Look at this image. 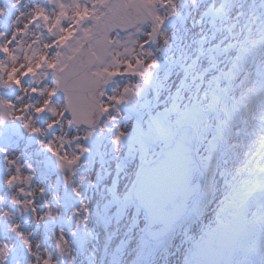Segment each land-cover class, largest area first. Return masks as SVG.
<instances>
[{
  "label": "rangeland",
  "instance_id": "1",
  "mask_svg": "<svg viewBox=\"0 0 264 264\" xmlns=\"http://www.w3.org/2000/svg\"><path fill=\"white\" fill-rule=\"evenodd\" d=\"M107 1L0 0V83L18 84L12 95L0 89V104L10 107L12 126L11 138L0 145V264H56V256L63 255L65 262L67 252L73 264H136L144 249L140 236L145 219L130 199V187L138 167L155 159L181 125L196 132L201 169L207 161L213 164L205 182L206 197L199 196L198 217L190 212L180 233L167 245L155 247L146 264H187L186 251L207 234L216 235L226 247L224 264H264V193H253L264 169V91L236 112L231 100L259 80L249 69L253 64L264 68V45L248 57L247 71L240 69L234 81L229 80L237 53L255 34L264 33V0H190L188 10L186 0H144L150 10L142 30L156 32L159 21L174 14L179 15V29H171L167 21L157 31L160 38L144 34L134 41L127 36L115 42L108 52L112 61L105 63L104 46L112 44L111 31L108 41L100 43V65L107 67L101 72L135 74L105 95L101 103L106 119L96 130L76 131L63 115L62 100H52L55 71L94 31L105 34L116 27L115 19L122 15L106 9ZM139 84L143 94L138 93ZM130 88L137 96L135 104L126 94ZM227 93L231 98L224 107L218 113L212 109L205 120L194 109L198 102L207 106L209 96ZM138 105L143 112H137ZM147 119L158 131L160 145L146 133ZM204 121L208 133H203ZM34 131L39 134L30 141ZM91 143L99 146L95 164L88 167ZM60 146V157L44 164L45 150L56 152ZM48 166L53 173L43 177ZM101 167L105 174L99 173ZM85 176L88 186L83 184ZM67 186L78 193L81 187L85 243L75 224L77 208L61 209ZM24 202L30 204L26 210ZM58 215L64 225H59ZM8 241L26 245V254L7 261Z\"/></svg>",
  "mask_w": 264,
  "mask_h": 264
},
{
  "label": "water",
  "instance_id": "2",
  "mask_svg": "<svg viewBox=\"0 0 264 264\" xmlns=\"http://www.w3.org/2000/svg\"><path fill=\"white\" fill-rule=\"evenodd\" d=\"M95 61L88 44H84L60 71L57 94L64 101L65 115L76 128L90 129L102 117L99 90L110 85L112 77L102 84V78L92 73ZM139 88L142 92V86ZM1 90L13 94L17 85L3 82ZM8 118L9 108L0 105L3 134L10 133ZM146 131L158 145L159 134L150 120L146 122ZM196 139V132L190 125L179 126L170 144L162 146L158 156L141 164L135 174L130 197L144 214L142 235L149 242L163 240L183 220L202 192L205 173L196 158ZM45 158L52 160L53 156L46 154ZM101 173L105 174V170L101 169ZM226 256L227 251L217 242L216 236L207 234L201 235L187 250L185 261L188 264H224Z\"/></svg>",
  "mask_w": 264,
  "mask_h": 264
},
{
  "label": "trees",
  "instance_id": "3",
  "mask_svg": "<svg viewBox=\"0 0 264 264\" xmlns=\"http://www.w3.org/2000/svg\"><path fill=\"white\" fill-rule=\"evenodd\" d=\"M229 33H230V29H227L226 36L230 35ZM253 38H254L253 41L250 40L247 43H245V45L242 47V49H240V51L237 53V56L235 57V59L232 60V64L229 66V71H230L231 75L233 74V76H231L229 79L231 82L234 81V74H236L240 69H244L247 71V69L249 67L247 65V62H246L247 56L249 53L248 51H250V49H252V50L255 49L257 46L259 47V46L264 45V33H258L257 35L255 34V36H253ZM254 43H257V45L253 46V48H252L251 45ZM240 60H243V62H240ZM249 71L252 72L255 76H257L259 80L256 83H254V86H252L248 91H244V94L236 95V97H234V98H231L230 93L225 94L224 97L209 96V98L207 99L208 104H207V106H204V107H208L211 109H202L204 107H202L200 102H198V104H196L194 109L199 111L200 113H202L201 115H204V120H205V117L209 114H212L213 110L216 113H218L219 109L224 107L225 101L228 100L229 98H231V100L235 106L234 110H237L239 108V105L241 103H243L250 96V93L256 92V90L258 89V84H260V82H261V84L262 83L264 84V68L263 67H261L260 65H257V64H253L251 66V68L249 69ZM222 112H225V111L222 109ZM199 120L202 121V119H199ZM203 129H204L203 133L209 132L208 131L209 126L207 125V123L205 121H204ZM223 130H221V132ZM253 190L255 192L258 191L261 194L264 193V169H262V175L260 177V180L257 183L256 187H254ZM77 194H78L77 190L72 189L71 191H68V186H67L65 189V192L61 198V200H62L61 209L62 208L68 209V207H67L68 206L67 204H69L68 202H71L72 204H74L73 206H76L75 198H76ZM203 194H206V190H204ZM242 209H243V207H242ZM73 213L75 214V219H76L75 224L80 227V235H81V239H83L85 227L83 226L84 224L82 223V221L85 220V219L83 220L84 214L78 207H77V210L73 211ZM57 220L60 223L59 225H61V223H63L62 221H60L59 215L57 216ZM62 225H64V223ZM257 228L259 229L258 225H257ZM4 230L3 231L6 234V236H9V232L7 231V229H4ZM43 232L44 233L47 232V229H45V231H43ZM232 232L233 231H231V233ZM140 241H141L140 243H143L142 244V248H144L143 251L150 252L154 244L148 243L141 236H140ZM12 246H13V244L9 243V241H8V244H6V246H5L6 252L11 250ZM15 254H16V252H15ZM143 255L144 254L142 252V256ZM142 256H141V258H142ZM56 257H57V259H55V260H56L57 264H66L68 262H69L68 264H73V262H74V258L68 252L65 253V255H64L66 263L62 262V260H61V257H63V255L60 254ZM143 261H144V259H142L141 261L139 260V264H143Z\"/></svg>",
  "mask_w": 264,
  "mask_h": 264
},
{
  "label": "flooded vegetation",
  "instance_id": "4",
  "mask_svg": "<svg viewBox=\"0 0 264 264\" xmlns=\"http://www.w3.org/2000/svg\"><path fill=\"white\" fill-rule=\"evenodd\" d=\"M146 3L147 2H145L144 0H108L106 2V6H105L106 9L114 10L116 16L120 15V14L122 15L121 18L117 16V19H115L116 20V24H115L116 27H114L115 30H114V28L112 30L108 29L105 34H102L101 31H98V32L94 31L92 36L86 38L84 43H82L80 45V47H81L83 44H88V47H89L91 53L94 54L95 59H96L95 65H94L92 71L97 76H100L101 78H103V82L108 77H111V76L113 77L114 75H117V73L119 72V71L118 72L117 71H108V73H106V71L101 72V69L104 67V65H103V67H101V65H100L101 64V58H100V51L101 50H100V48L103 47L100 43L103 41V39L106 40V42L108 41V37L111 34V31L114 32L113 34H111L113 36L112 44L110 45V43H107L104 46V53L103 54H105V56H104L105 61L104 60L103 61L105 63H109L112 61V59L109 58V56H108V52L112 46L114 47V45L116 44L115 42H117L119 40H125L127 38V36H130V38H131L130 40L138 41L141 39V37L144 34H152V36H151L152 40L155 39V29L153 32L152 31L145 32L144 29L142 30V27L145 24H148V23H144L145 22L144 19L147 17L149 10H150V6L148 5V3L147 4ZM124 21H125V24H123ZM137 21H139V22H137ZM134 22H137L139 24L138 25L136 23L132 24ZM137 27L141 28V29H139L141 31L135 30V28H137ZM116 35L118 38L117 37L115 38ZM80 47H78V49ZM78 49H76L74 51V53ZM74 53H72V55ZM69 57L70 56L67 57L65 63H63V61L61 60L60 66H58V68L56 69V71H55L56 72V78H55L56 83H57L58 78H59V72L63 68V66L67 63V60L69 59ZM105 68H107V67H104V69ZM121 73L123 74L122 78L121 79L118 78V80H116V81L113 80V86L117 85L119 82H121L123 80H126L129 77L134 76V74H135L134 72L124 73V71L123 72L121 71ZM53 76H54V72H53ZM113 86L110 89L103 88L101 90V92L106 95L113 88ZM129 90L131 91L130 92L131 97L133 96L136 100L137 96L133 92L132 88L128 89L126 94L128 95ZM132 104H133V102H132Z\"/></svg>",
  "mask_w": 264,
  "mask_h": 264
}]
</instances>
